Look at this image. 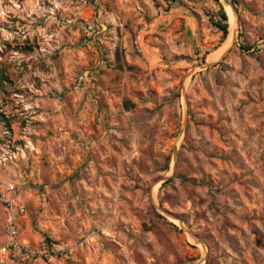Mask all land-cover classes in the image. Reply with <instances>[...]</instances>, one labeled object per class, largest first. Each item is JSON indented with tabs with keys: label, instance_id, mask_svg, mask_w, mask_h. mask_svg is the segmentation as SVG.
Wrapping results in <instances>:
<instances>
[{
	"label": "rangeland",
	"instance_id": "1",
	"mask_svg": "<svg viewBox=\"0 0 264 264\" xmlns=\"http://www.w3.org/2000/svg\"><path fill=\"white\" fill-rule=\"evenodd\" d=\"M228 2L209 62L215 0H0V186L67 248L24 264H264V0Z\"/></svg>",
	"mask_w": 264,
	"mask_h": 264
},
{
	"label": "built area",
	"instance_id": "2",
	"mask_svg": "<svg viewBox=\"0 0 264 264\" xmlns=\"http://www.w3.org/2000/svg\"><path fill=\"white\" fill-rule=\"evenodd\" d=\"M14 186H0V202L5 206L9 213L4 235L6 243L0 247V262L5 264H24L35 258H53L67 252V248L56 243L45 244L42 248L34 249L21 242L16 230V216L13 208L11 193Z\"/></svg>",
	"mask_w": 264,
	"mask_h": 264
},
{
	"label": "trees",
	"instance_id": "3",
	"mask_svg": "<svg viewBox=\"0 0 264 264\" xmlns=\"http://www.w3.org/2000/svg\"><path fill=\"white\" fill-rule=\"evenodd\" d=\"M215 2L219 5V11L217 13V17L211 15L210 21L214 28L218 29L222 33L221 43H224L229 35V16L223 5L220 3V0H215ZM234 4H236L235 1H233ZM238 12V9H236ZM30 49V48H28ZM243 49L250 50V46H244ZM203 62H205V59L203 58ZM6 83H11L10 79L4 74V72L0 71V85L4 86ZM125 105L129 108H131L130 102H126ZM169 169V164L166 168V170ZM51 242V240H48Z\"/></svg>",
	"mask_w": 264,
	"mask_h": 264
},
{
	"label": "bare ground",
	"instance_id": "4",
	"mask_svg": "<svg viewBox=\"0 0 264 264\" xmlns=\"http://www.w3.org/2000/svg\"><path fill=\"white\" fill-rule=\"evenodd\" d=\"M228 16H229V35L225 42V44L217 50L214 54L209 56V62H214L219 60L227 51L229 46L232 44L235 35H236V29H237V18L234 14V11L232 8L228 9Z\"/></svg>",
	"mask_w": 264,
	"mask_h": 264
},
{
	"label": "water",
	"instance_id": "5",
	"mask_svg": "<svg viewBox=\"0 0 264 264\" xmlns=\"http://www.w3.org/2000/svg\"><path fill=\"white\" fill-rule=\"evenodd\" d=\"M228 6H230L231 8H232V10L234 11V14H235V16H236V18H237V25L239 24V16H238V12H237V10H236V7H235V5L232 3V2H228ZM237 33H238V29H236V35H235V38H234V40H233V43L236 41V39H237ZM214 64H210V63H208V62H204L202 65H201V67L203 68V69H209L210 67H212ZM180 137H181V134H179V136H178V139H177V141H179V139H180ZM177 160V154L175 153V161Z\"/></svg>",
	"mask_w": 264,
	"mask_h": 264
}]
</instances>
